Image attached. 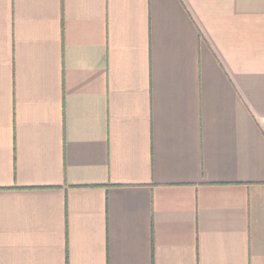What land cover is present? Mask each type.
I'll list each match as a JSON object with an SVG mask.
<instances>
[{"label":"crops","instance_id":"crops-1","mask_svg":"<svg viewBox=\"0 0 264 264\" xmlns=\"http://www.w3.org/2000/svg\"><path fill=\"white\" fill-rule=\"evenodd\" d=\"M0 264H264V0H0Z\"/></svg>","mask_w":264,"mask_h":264}]
</instances>
